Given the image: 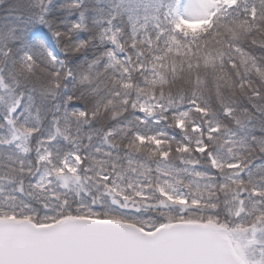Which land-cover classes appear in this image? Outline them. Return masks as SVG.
I'll use <instances>...</instances> for the list:
<instances>
[{
	"label": "snow or ice",
	"instance_id": "snow-or-ice-1",
	"mask_svg": "<svg viewBox=\"0 0 264 264\" xmlns=\"http://www.w3.org/2000/svg\"><path fill=\"white\" fill-rule=\"evenodd\" d=\"M0 264H264V0H0Z\"/></svg>",
	"mask_w": 264,
	"mask_h": 264
}]
</instances>
